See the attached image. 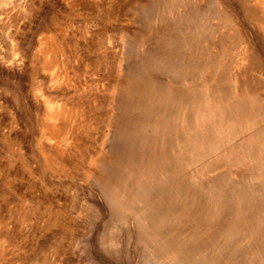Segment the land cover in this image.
Wrapping results in <instances>:
<instances>
[{"label":"rangeland","instance_id":"1","mask_svg":"<svg viewBox=\"0 0 264 264\" xmlns=\"http://www.w3.org/2000/svg\"><path fill=\"white\" fill-rule=\"evenodd\" d=\"M170 1L0 0V264H264V0Z\"/></svg>","mask_w":264,"mask_h":264},{"label":"bare ground","instance_id":"2","mask_svg":"<svg viewBox=\"0 0 264 264\" xmlns=\"http://www.w3.org/2000/svg\"><path fill=\"white\" fill-rule=\"evenodd\" d=\"M169 1H170V0H169ZM157 2H158V1H157ZM159 2H160V0H159ZM170 2H172V0H171ZM150 4H152V3H150ZM154 6H155V5H154ZM151 7H152V6H151ZM149 9H150V8H149ZM165 9H166V8H165ZM140 12H142V11H140ZM206 12H207V11H206ZM160 14H161V13H160ZM194 14H195V13H194ZM206 15H208V14H206ZM166 16H167V15H166ZM176 16H177V15H176ZM192 16H193V15H192ZM204 16H205V15H204ZM182 18H183V17H182ZM190 18H191V17H190ZM197 18H198V17H197ZM177 19H179V18H177ZM188 19H189V18H188ZM188 19H187L186 21H188ZM191 20H194V19L191 18ZM197 20H198V19H197ZM201 20H202V19H201ZM176 21H179V20H176ZM198 21H199V22L197 23V25L200 24V20H198ZM180 22H184V21H181V20H180V21L178 22V25H179ZM193 22H194V21H193ZM176 23H177V22H176ZM184 23H186V22H184ZM189 23H190V22H189ZM206 23H207V22H206ZM191 24H192V23H191ZM194 24H195V23H194ZM201 24H202V22H201ZM176 25H177V24H176ZM187 25H188V24H187ZM187 25H186V26H187ZM179 26H181V24H180ZM179 26H178V27H179ZM171 27H172V26H171ZM171 27H170V28H171ZM181 27H183V26H181ZM201 27H202V25H200V28H201ZM174 28H175V27H174ZM191 28H192V27H191ZM191 28H190V29H191ZM194 28H195V25H194ZM196 28H197V27H196ZM200 28H199V29H200ZM171 29H172V28H171ZM197 29H198V28H197ZM177 30H178V28H177ZM183 30H184V29H182V31H183ZM191 30L193 31L194 29H191ZM178 31H179V30H178ZM182 31H181V32H182ZM195 31H196V30H194V32H195ZM170 32H171V31H170ZM173 32L175 33L176 30L173 31ZM173 32H171V33H173ZM184 32H187V31H184ZM190 32H191V31H190ZM196 32H197V31H196ZM188 33H189V32H188ZM197 33H198V32H197ZM178 34H179V33H177L176 35H178ZM182 34H183V33H182ZM195 34H196V33H195ZM164 36H165V35H164ZM166 36H168L169 38H171L172 35H171V34H170V35L168 34V35H166ZM190 36H191V34L189 33V37H190ZM203 36H204V35H203ZM162 37H163V35H162ZM175 37H177V36H175ZM180 37H181V36H180ZM191 37H192V36H191ZM194 37H195V35H194ZM164 38H166V37H164ZM192 38H193V37H192ZM202 38H203V37H202ZM44 39H45V38H44ZM167 39H168V38H167ZM167 39H166L165 42H164V40H162V39H159V41L162 40V41H163L162 43H164V45H165V43L167 42ZM173 39H175V42H176V38H173V37H172V40H173ZM181 39H182V37H181ZM47 40H48V39H47ZM172 40H171V41L169 40L170 43L174 42V40H173V41H172ZM178 40H179V39H178ZM182 40H183V39H182ZM192 40L194 41V38H193ZM41 41H42V40H41ZM159 41H158V42H159ZM169 41H168V42H169ZM262 42H263V41H262ZM46 43H47V42H46ZM176 43H177V42H176ZM179 43H181V41H180ZM167 44H168V43H167ZM174 44H175V43H172V45L170 44V45L172 46V48L175 47ZM181 44H182V43H181ZM181 44H180V46H181ZM194 44H195V43H194ZM194 44H193V45H194ZM175 45H176V44H175ZM178 45H179V44H178ZM199 45H200V43H199ZM42 46H43V45H42ZM157 46H158V44H157ZM168 46H169V45H168ZM168 46H167V47H168ZM171 46H170V48H169V47H168V48L171 49ZM176 46H177V45H176ZM162 47H163V46H162ZM40 48H41V47H40ZM49 48H51V47H49ZM160 48H161V47H160ZM175 48H176V47H175ZM190 48H191V47H190ZM190 48H189V50H190ZM163 49H165V47H164ZM169 49H168V50H169ZM39 50H40V49H39ZM168 50L166 49V51H168ZM172 50H175V49H172ZM172 50H171V51H172ZM177 50H179V49H177ZM199 50H200V49H199ZM46 51H47V50H46ZM49 51H50V50H49ZM154 51H155V50H154ZM171 51H170V52H171ZM181 51H182V50H181ZM181 51H178V52H181ZM170 52H169V53H170ZM185 52H186V51H185ZM252 52H253V51H252ZM252 52H251V53H252ZM155 53H156V52H155ZM161 53H162V52H161ZM176 53H177V51H176ZM182 53H183V52H182ZM191 53H194V52L192 51ZM198 53H199V52H198ZM249 53H250V52H249ZM164 54H165V53H164ZM164 54H163V55H164ZM166 54H167V53H166ZM177 54H179V53H177ZM184 54H185V53H184ZM253 54H254V53H252V55H253ZM158 55H159V54H157V56H158ZM179 55H180V54H179ZM194 55H195V54H194ZM161 56H162V55H161ZM166 56H167V55H166ZM176 56H177V55H176ZM185 56H186V54H185ZM153 57H154V55H153ZM158 57H159V56H158ZM178 57H180V56H178ZM178 57H177V58H178ZM191 57H192V55H191ZM44 58H45V57H44ZM47 58H48V57H46L45 60H47ZM49 58H50V57H49ZM49 58H48V61L50 60ZM159 58L161 59V57H159ZM180 58H181V57H180ZM184 58H185V57H184ZM189 58H190V57H189ZM193 59L196 60L195 58H193ZM193 59H192V60H193ZM52 60H53V59H52ZM156 60H157V59H156ZM190 60H191V59H189L188 61H190ZM140 61H141V60H140ZM163 61H164V60H163ZM179 61H180V60H179ZM182 61H183V59H182ZM43 62H44V61H43ZM45 62H46V61H45ZM184 62H185V61H184ZM195 62H198V60L195 61ZM200 62H201V61H200ZM200 62H198V63H200ZM159 63H160V62H159ZM161 63H162V61H161ZM167 63H168V62L165 61V65H167ZM201 63H202V62H201ZM43 64H44V63H43ZM51 66H52V65H51ZM161 66H162V65H161ZM170 66H171V65H169V67H170ZM169 67H168V69H169ZM163 68H164V65H163ZM165 68H166V67H165ZM165 68H164V70H165ZM171 68H172V66H171ZM166 69H167V68H166ZM173 69L175 70V67L172 68V70H173ZM177 69H178V68H176V71H177ZM172 70H171V71H172ZM174 70H173V71H174ZM131 71H132V70H131ZM136 71H137V70H136ZM165 71H166V70H165ZM163 72H164V71H163ZM169 73H170V70H169ZM174 73H175V72H174ZM177 73H178V72H177ZM133 74H134V73H133ZM172 74H173V73H172ZM193 74H194V73H193ZM138 75H139V74H138ZM138 75L136 74L135 76H138ZM144 75H145V74H144ZM177 75H178V74H177ZM135 76H134V77H135ZM178 76H179V75H178ZM178 76H177V77H178ZM138 77H139V76H138ZM144 77H146V76H144ZM151 80H152V79H151ZM179 80H180V79H179ZM131 81H132V80H131ZM172 82H173V81H172ZM140 83H141V82H140ZM146 83H149V82H146ZM205 83H206V82H205ZM143 84H144V83L142 82V84H139V85L142 86ZM145 85H146V86L142 87V89H143L142 92L144 93L143 96H142V97H143L142 99H137V98H139L138 96H137V97H133V96H132L134 90H133V92L131 93L132 95H131L130 93L127 92L129 95H126V96L129 97V96L131 95L132 98H133V99H132V100H133L132 102H136V105L131 106L132 108L130 107V108L132 109V111H131L130 114H131V116H132V118H133V121L136 120V119H138L139 122H140V118H141L142 116H144V115L147 113V111L149 112V110H157V109H158V107L155 105V102L151 101L152 99L148 96V95L150 94L151 90H152L154 87L151 88V87H150L151 84H149V86H147V84H145ZM159 85H160V84H159ZM128 87H129V86H128ZM139 87H140V86H139ZM159 87H160V86H159ZM170 87H171V86H170ZM174 87H175V86H174ZM134 88H135V87H134ZM136 88H137V87H136ZM182 88H183V87H182ZM227 88H228V87H227ZM158 89H159V88H158ZM168 89H169V87H168ZM128 90H129V88H128ZM137 90H138V89H137ZM171 90H172V89L170 88V91H169V92H171ZM177 90H178V89H177ZM185 90H186V89H185ZM191 90H192V89H190L189 92H190ZM135 91H136V90H135ZM140 92H141V91H140ZM186 92H187V90H186L185 92L183 91V94L186 93ZM123 93H124V92H123ZM135 93H138V92H135ZM174 93H175V92H174ZM174 93H173V94H174ZM125 94H126V93H125ZM156 94H157V93H156ZM189 94H190V93H189ZM193 94H194V93H193ZM193 94H191L190 96L187 94V96H188V97H191V96L194 97V96H196V95H193ZM134 95L136 96L137 94H134ZM141 95H142V94H141ZM141 95H140V96H141ZM152 95H153V94H152ZM185 95H186V94H185ZM185 95H183V97H185V98H183V99H185V100L187 101L189 98L186 97ZM126 96H125V97H126ZM131 96H130V97H131ZM218 96H220V95H218ZM241 96H242V95H241ZM118 97H119V96H118ZM175 97H176V96H175ZM199 97H200V96H199ZM223 97H224V96H223ZM135 98H136V100L134 101ZM149 98H150V99H149ZM177 98H178V96H177ZM186 98H187V99H186ZM191 98H192V97H191ZM241 98H243V97H241ZM196 99H197V97L195 98V100H196ZM209 99H210V98H209ZM193 100H194V98H193ZM221 100H222V97H221ZM221 100H220V101H221ZM223 100H224V99H223ZM130 101H131V100H130ZM155 101H156V100H155ZM186 101H185V102H186ZM196 101H197V100H196ZM157 102H159V101L157 100ZM183 102H184V101H183ZM187 102H188V101H187ZM223 102H224V101H223ZM120 103H122V102H120ZM219 103H221V102H219ZM172 104H173V103H172ZM129 105H130V104H129ZM173 105H174V104H173ZM217 105H218V104H217ZM221 105H222V104H221ZM231 106H232V105H231ZM134 107L137 108L139 111L143 112L142 115H141V117H140V116L137 117V115H135V112H134V114H133V111H134L133 109H134ZM219 107H220V106H219ZM221 107H222V106H221ZM224 107H225V106H224ZM215 108H216V107H215ZM125 109H127V108H125ZM127 110L130 111L129 109H127ZM159 110H160V109H159ZM200 110H202V109H200ZM48 111H49V110H48ZM54 111H55V110H54ZM171 111H172V110H171ZM173 111H174V110H173ZM174 112H175V111H174ZM126 113H127V112H126ZM136 113H137V112H136ZM149 113H150V112H149ZM156 113H158V112H156ZM175 113H176V112H175ZM225 113H226V112H225ZM230 113H231V112H230ZM254 113H256V112H254ZM50 114H52V115H51V118H52L53 113H50ZM138 114H139V112H138ZM163 114H164V113H163ZM237 114H238V113H237ZM256 114H257V113H256ZM252 115H253V114H252ZM56 116H57V115H56ZM189 116H190V115H189ZM263 116H264V115H263ZM146 117H147V116H146ZM144 118H145V117H144ZM161 118H162V116H161ZM142 119H143V118H142ZM161 121H162V120H161ZM219 121H220V120H219ZM121 122H122V121H121ZM257 122H258V121H257ZM257 122H256V123H257ZM123 123H124V122H123ZM137 123H138V122H137ZM156 123H158V125H159V124H162L163 121H162V122H160V121H156ZM149 124H150V123H149ZM136 125H137V124H136ZM165 125H166V123H165ZM165 125H164V126H165ZM129 126H130V125H129ZM160 126H161V125H160ZM189 126H190V124H189ZM252 126H253V125H252ZM134 127H135V126H134ZM165 127H166V126H165ZM180 127H181V126H180ZM191 127H192V124H191ZM53 128H54V127H53ZM140 128H141V127H140ZM142 128H143V127H142ZM181 128H182V127H181ZM184 128H185V127H184ZM51 129H52V128H51ZM56 129H57V128H56ZM65 129H66V128H65ZM116 129H117V128H116ZM159 129H160V128H159ZM165 129H166V128H165ZM165 129H164V130H165ZM254 129H256V127H255ZM167 130H168V129H167ZM54 131H56V133H58L57 130H54ZM58 131H59V130H58ZM119 131H121V130H119ZM161 131H162V128H161ZM161 131H160L159 134H158V132L156 133L157 136H155L156 134H155V135L153 134V135L155 136V138H154L155 141H156V139H158V138H156V137H159V138H160V137L162 136L161 134L164 133V132H161ZM52 132H53V130H52ZM130 132H131V131H130ZM143 132H144V131H143ZM173 132H174V130H173ZM62 133H63V132H62ZM124 133H125V132H124ZM139 133H140V132H139ZM116 134H117V133H116ZM137 134H138V133H137ZM137 134H136V136H138ZM141 134H142V133H141ZM145 135H146V134H145ZM145 135H143V136H145ZM149 135H151V134H148V136H149ZM153 135H151L150 137H153ZM113 136H114V135H113ZM119 136H120V135H119ZM133 136H134V135H133ZM148 136H146V137H148ZM62 137H63V136H62ZM114 137H115V136H114ZM124 137H125V136H124ZM124 137H123V138H124ZM129 137H130V136H129ZM129 137L126 136L125 138H129ZM146 137H145V140H146V141H147V140H150V139H149L150 137H148V139H146ZM164 137H165V136H164ZM203 137H204V135H203ZM215 137H216V136H215ZM223 137H224V136H223ZM225 137H226V136H225ZM225 137H224V138H225ZM227 137H228V136H227ZM227 137H226L225 139L228 140ZM64 138H65V137H64ZM131 138H132V137H130V139H131ZM143 138H144V137H143ZM166 138H167V136H166ZM166 138H165V139H166ZM168 138H169V136H168ZM168 138H167V139H168ZM188 138H189V137H188ZM209 138L211 139L212 137H209ZM133 139H135V138H133ZM154 139L152 138L151 140H154ZM162 139H164V138H162ZM184 139H185V138H184ZM193 139H194V138H193ZM247 139H248V138H247ZM60 140H62V139H60ZM60 140H59V141H60ZM151 140H150V143L147 144V143H148V142H147V143L145 144V146H149L150 144L152 145L153 143H151V142H152ZM172 140L174 141V143L177 142V141H175L174 139H172ZM212 140H213V139H212ZM248 140H249V139H248ZM113 141H114V140H113ZM124 141H125V140H124ZM127 141H128V139H127ZM161 141H162V140H161ZM168 141L170 142V140H168ZM173 141H172V142H173ZM194 141H195V140H194ZM199 141H200V140H199ZM250 141H251V140H250ZM250 141L248 142L249 144H250ZM252 141H253V140H252ZM115 142H116V141H115ZM133 142H134V141H133ZM135 142H136V141H135ZM157 142H160V141H157ZM172 142H171V143H172ZM197 142H198V141H197ZM205 142H206V141H205ZM228 142H230V140H229ZM129 143H130V144H129ZM129 143H128L129 146H130L131 144H133V143H131L130 141H129ZM171 143H170V145H171ZM183 143H184V142H183ZM185 143H186L185 147H187L188 144H187V142H185ZM185 143H184V144H185ZM201 143H202V142H201ZM207 143H211V142H208V141H207ZM230 143H231V142H230ZM192 144H194V143H192ZM204 144H205V143H204ZM212 144H214V143H212ZM225 144L227 145V143H225ZM115 145H116V144H115ZM160 145H161V144H160ZM210 145H211V144H210ZM219 145H220V143H219L218 146H217L218 149H219V147H221V146H219ZM223 145H224V144H223ZM228 145H229V144H228ZM247 145H248V144H247ZM122 146H123V145H122ZM131 146L133 147V145H131ZM131 146H130V147H131ZM153 146H154V145H153ZM168 146H169V145H168ZM176 146H177V144H176ZM176 146H175V147H176ZM206 146H207V145H205V147H206ZM212 146H214V145H212ZM251 146H252V145H251ZM132 147H131V148H132ZM183 147H184V146H183ZM194 147H195V146H194ZM224 147H225V146H224ZM104 148H105V147H104ZM117 148H118V147H117ZM126 148L129 150V147H126ZM131 148H130V149H131ZM152 148H153V147H152ZM164 148H165V147H164ZM172 148H173V147H172ZM176 148H178V147H176ZM176 148H175V149H176ZM196 148L198 149V147H196ZM140 149H141V148H140ZM145 149H146V147H145ZM145 149H144V151H145ZM173 149H174V148H173ZM190 149H191V148H190ZM218 149H217V150H218ZM222 149H224V148H223V147L221 148V153H223V150H222ZM227 149H228V148H227ZM227 149H226V151H228ZM132 150H133V148H132ZM132 150H131V151H132ZM152 150H153V149H152ZM192 150H193V149H192ZM208 150H209V149H208ZM208 150H206V151H208ZM215 150H216V149H215ZM219 150H220V149H219ZM118 151H119V150H118ZM131 151H130V152H131ZM139 151H140V150H139ZM139 151H138V152H139ZM147 151H148V150H147ZM150 151H151V150H150ZM150 151H149V152H150ZM178 151H179V149H178ZM200 151H201V150H200ZM209 151H210V150H209ZM213 151H214V150H213ZM136 152H137V151H136ZM141 152H142V151H141ZM151 152H152V151H151ZM166 152H167V151H166ZM172 152H173V151H172ZM191 152H193V151H191ZM211 152H212V150H211ZM211 152H210V153H211ZM218 152H219V151H218ZM145 153H146V152H145ZM147 153H148V152H147ZM179 153H180V151H179ZM200 153H202V151H201ZM129 154H131V153H129ZM129 154H128V155H129ZM159 154H160V153H159ZM165 154H166V153L162 152V155L160 156V159H163L162 157L165 156ZM170 154H171V153H170ZM176 154H177V153H176ZM211 154H212V153H211ZM213 154H214V153H213ZM218 154H219V153H218ZM240 154H241V153H240ZM119 155H120V154H119ZM123 155H124V154H123ZM131 155H132V154H131ZM146 155H147V154H145V156H146ZM149 155H150V154H149ZM156 155H157V154H156ZM167 155H168V154H167ZM179 155H180V154H179ZM183 155H185V153H184ZM216 155H217V154H216ZM147 156H148V155H147ZM185 156H186V155H185ZM188 156H190V155H188ZM117 157H118V156H117ZM121 157H122V156H121ZM131 157H132V156H131ZM140 157H141V156H140ZM148 157H149V156H148ZM180 157H181V156H180ZM199 157H200V155H198L197 159H198ZM202 157H203V156H202ZM127 158H130V157H127ZM137 158H138V156H137ZM143 158H144V157H143ZM151 158H152V155H151ZM112 159H113V158H112ZM114 159H115V158H114ZM141 159H142V157H141ZM152 159H153V158H152ZM179 159H180V158H179ZM182 159H184V157H183ZM182 159H181V160H182ZM185 159H186V158H185ZM199 159H200V158H199ZM120 160H121V158H120ZM120 160H119V161H120ZM125 160H126V159H125ZM128 160H129V159H128ZM131 160H132V159H131ZM131 160L128 161V162H130V163H134L133 161L131 162ZM119 161H118V162H119ZM122 161H123V160H122ZM122 161H121V162H122ZM160 161H161V160H160ZM172 161H173V160H172ZM177 161H178V163H179L180 160L177 159L176 161L174 160V161L172 162V163L174 164V166L177 164ZM184 161H185V160H184ZM184 161H183V162H184ZM190 161H191V160H190ZM195 161H196V159H195ZM126 162H127V161H126ZM136 162H137V161H135V163H136ZM139 162H140V161H139ZM186 162H187V159H186ZM198 162H199V161H198ZM252 162H253V161H252ZM263 162H264V160H263ZM101 163H102V162H101ZM130 163H127V164L131 165ZM159 163H161V162H159ZM166 163H167V162H166ZM170 163H171V162H170ZM170 163H169V164H170ZM103 164H105V163H103ZM119 164H120V163H119ZM156 164H157V163H156ZM156 164H155V165H156ZM173 164H171V165H168V164H167V165L170 167L171 172H173V170L176 169V168L179 169L178 165H176L177 167H174ZM188 164H190V162H188ZM194 164H197V161L194 162ZM198 164H199V163H198ZM96 165H97V164H96ZM105 165H106V164H105ZM132 165H133V164H132ZM132 165H131V166H132ZM136 165H137V164H136ZM136 165H135V166H136ZM167 165L165 164V166H167ZM152 166H153V165H152ZM183 166H184V165H183ZM195 166H196V165H195ZM126 167H128V165H127ZM132 167H134V166H132ZM163 167H164V166H163ZM163 167H162L163 172H165V170L168 171L167 169H165L166 167H165V168H163ZM129 168H130V167H129ZM134 168L136 169V167H134ZM144 168H146V167L144 166ZM147 168H149V167L147 166ZM167 168H168V167H167ZM173 168H174V169H173ZM92 169H93V168H92ZM156 169H157V168H155L154 171H155ZM164 169H165V170H164ZM168 169H169V168H168ZM172 169H173V170H172ZM177 169L174 170V174H176L175 171L177 172ZM95 170H96V169H95ZM116 170H117V169H116ZM130 170H132V169H130ZM142 170H144V169H142ZM132 171H133V170H132ZM154 171H153V172H154ZM179 171H180V170H179ZM179 171H178V173H179ZM113 172H114V171H113ZM134 172H135V170H134ZM136 172H137V171H136ZM136 172H135V173H136ZM146 172H147V171H146ZM149 172H151V171H149ZM149 172H147V173L149 174ZM182 172H183V171H182ZM132 173H133V172H132ZM155 173H157V175H158L160 172H159L158 170H156ZM161 173H162V172H161ZM178 173H177V174H178ZM113 174H114V173H113ZM139 174H140V173H139ZM142 174H143V173H142ZM151 174H152V173H150L149 175L152 176L154 173H153L152 175H151ZM163 174H164V173H163ZM166 174H168V173H166ZM166 174H164V175H166ZM169 174H170V171H169ZM179 174H181V172H180ZM114 175H115V174H114ZM130 175H131V174H129V176H130ZM134 175H135V174H134ZM134 175H133V176H134ZM155 175H156V174H155ZM171 175H172V174H171ZM171 175H167V177H168V176H171ZM123 176H124V175H123ZM123 176H122V177H123ZM135 176H136V175H135ZM146 176H148V175H146ZM172 176L174 177V175H172ZM98 177H99V176H98ZM116 177H117V176H116ZM120 177H121V176H120ZM130 177L132 178V175H131ZM148 177H149V176H148ZM160 177H161V176L159 175L157 179L160 180V179H161ZM163 177H164V178H162V179H164V180H165V178H167L166 176H163ZM125 178H126V177H125ZM159 178H160V179H159ZM168 178H169V177H168ZM170 178L173 179L172 177H170ZM174 178H175V177H174ZM180 178H181V177H180ZM153 179H154V178H153ZM171 179H170V180H171ZM225 179H226V178H225ZM129 180H130V178H129ZM170 180H169V181H170ZM178 181H179V180H178ZM102 182H104V181H102ZM121 182H122V181H121ZM156 182H157V181H156ZM156 182H155V183H156ZM235 182H236V181H235ZM235 182H234V183H235ZM113 183H114V181H113ZM122 183H123V182H122ZM126 183H127V182H126ZM148 183H150L149 180H148L147 182H144L142 185L147 186ZM161 183H162V182H161ZM161 183H160V184H161ZM164 183H166V182H164ZM129 184H130V183H129ZM150 184H152V181H151ZM103 185H104V184H103ZM124 185H125V184H124ZM166 185H167V184H166ZM184 185H185V184H184ZM106 186H107V184H106ZM156 186H157V184H156ZM156 186H155V188H156ZM161 186H163V185H161ZM181 186H183V185H181ZM229 186H230V185H229ZM231 186H232V184H231ZM129 187H130V186H129ZM132 187H133V186H132ZM159 187H160V186H159ZM173 187H175V186H173ZM99 188H100V187H99ZM107 188H108V187H107ZM139 188L141 189L142 187L140 186ZM151 188H152V187H151ZM160 188H161V187H160ZM162 188H163V187H162ZM170 188H171V186H170ZM213 188H214V187H213ZM225 188H226V187H225ZM229 188H230V187H229ZM231 188H232V187H231ZM256 188H257V187H256ZM120 189H121V188H120ZM123 189H124V188H123ZM148 189H149V188H148ZM173 189H174V188H173ZM245 189H246V188H245ZM150 190H151V191H150ZM158 190H159V189H158ZM163 190H164V189H163ZM163 190H161V189L159 190V192L161 191L162 193H160V197H157V198H156V199L158 200L159 204H160V203L164 204V203H165L164 201H166V200H165V193H164ZM174 190H175V189H174ZM230 190H232V189H230ZM234 190H235V189H234ZM246 190H248V189H246ZM256 190H257V189H256ZM127 191H128V190H127ZM137 191H138V190H136V192H137ZM106 192H107V191H106ZM110 192H111V191H110ZM140 192H141V190H140ZM142 192H143V190H142ZM148 192L151 193V192H152V189H149ZM168 192H169V191H168ZM171 192H172V191H171ZM177 192H180V191L177 190ZM177 192H176V193L174 192L175 194L171 193V194H173V195H172V198H173V196H175V195L178 194ZM182 192H183V191H182ZM232 192H233V191H232ZM242 192H243V191H242ZM134 193H135V192H134ZM143 193H145V191H144ZM146 193H147V192H146ZM150 193H149V194H150ZM169 193H170V192H169ZM180 193H181V192H180ZM233 193H234V192H233ZM105 194H106V193H105ZM149 194L147 193V196H148ZM151 194H152V193H151ZM155 194H156V193H155ZM186 194H187V193H186ZM235 194H236V193H235ZM238 194H239V193H238ZM243 194H244V193H243ZM114 195H115V194H114ZM156 195H157V194H156ZM167 195H168V193H167ZM178 195H179V194H178ZM116 196H117V195H116ZM143 196H144V194H143ZM147 196H146V197H147ZM149 196H151V195H149ZM179 196H181V194H180ZM107 197H108V196H107ZM110 197H111V196H110ZM138 197H139V196H138ZM140 197H142V196L140 195ZM155 197H156V196H155ZM155 197L153 196L154 200H155ZM175 197H176V196H175ZM175 197H174V199H175ZM104 198H105V197H103L102 199H104ZM148 198H149V197H148ZM150 198H151V197H150ZM158 198H159V199H158ZM138 199H139V198H138ZM112 200H113V199H112ZM126 200H127V199H126ZM150 200H151V199H150ZM157 200H156V201H157ZM163 200H164V201H163ZM177 200H178V199H177ZM107 201H108V200H107ZM129 201H130V200H129ZM132 201H133V200H132ZM132 201H131V202H132ZM138 201H139V200H138ZM147 201H148V200H147ZM170 201H172V199H171ZM103 202H104V201H103ZM109 202H110V201H109ZM133 202H135V201H133ZM145 202H146V201H145ZM111 203H112V202H111ZM146 203H147V202H146ZM146 203H144V204H146ZM148 203H149V202H148ZM167 203H168V202H167ZM167 203H165V204H167ZM114 204H115V203H114ZM149 204H150V203H149ZM115 205H116V204H115ZM124 205H125V204H124ZM126 205H127V204H126ZM134 205H135V204H134ZM167 205L169 206V204H167ZM158 206H159V205H158ZM158 206H157V207H158ZM164 206H165V205H164ZM109 207H110V206H109ZM149 207H150V206H149ZM149 207H148V205L146 206V210H145L146 212H147V209H148ZM144 208H145V207H144ZM159 208H160V207H159ZM168 208H169V207H168ZM172 208H173V207H172ZM114 209H115V208H114ZM152 209H153V208H152ZM165 209H166V207H165ZM124 210H125V209H124ZM150 211H152L151 208H150ZM148 212H149V211H148ZM148 212H147V213H148ZM154 212H155V210H154ZM166 212H168V211H166ZM117 213H119V212H117ZM158 213L160 214V212H158ZM158 213H157V214H158ZM162 213H163V212H162ZM162 213H161V215H162ZM164 213H165V212H164ZM176 213H177V212H176ZM152 214H153V216L156 215V214H154V213H152ZM170 214H171L170 217H172V212H171ZM161 215H159V217L157 216V220H156L157 222L155 221V222H153L152 224H150V225H153V224L156 223V224H155V228H156V231H157V232H159L160 229H162L161 226H163V225H164L163 223H165V222H163V218L160 217ZM165 215H166V213H165ZM178 215H179V214H177L176 216H178ZM142 216H143V215H142ZM149 216H150V215H149ZM162 216H164V215H162ZM173 216H174V215H173ZM176 216H175V217H176ZM154 217H155V216H154ZM146 218H147V217H146ZM166 218H167V220L169 219V217H166ZM176 218H177V217H176ZM176 218H175V219H176ZM172 219H174V218H172ZM172 219H171L170 221H172ZM175 219H174V220H175ZM150 220H152V218H151ZM153 220H154V218H153ZM153 220H152V221H153ZM165 220H166V219H165ZM176 221H177V220H176ZM176 221H175V222H176ZM150 225H149V226H150ZM166 226H167V225H166ZM147 227H148V226H147ZM150 227H151V226H150ZM152 227H154V225H153ZM242 227H243V226H242ZM155 228H154V229H155ZM144 229H145V228H144ZM152 229H153V228H151V230H152ZM169 230H170V229H169ZM173 230H174V228H173ZM138 231H139V230H138ZM160 233H161V232H160ZM177 233H178V232H177ZM119 234H120V233H119ZM152 234H153V233H152ZM176 235H177V234H176ZM178 236H179V235H177V237H178ZM169 238H170V236H169ZM178 238H179V237H178ZM161 239H163V238L160 237V240H161ZM164 239H165V241H166L167 236H166V238H164ZM164 239H163V240H164ZM175 240H176V242L178 243L179 239H178V240L175 239ZM167 241H168V240H167ZM169 241H170V240H169ZM162 242H163V241H162ZM173 242H174V241H173ZM168 243H169V242H168ZM159 244H160V243H159ZM161 244H162V243H161ZM179 244H180V243H178L177 245L179 246ZM181 244H182V243H181ZM183 244H184V243H183ZM173 245H174V244H173ZM177 245H176V246H177ZM184 245H185V244H184ZM163 246H164V245H163ZM176 246H175V247H172L171 249H175V248L178 247V246H177V247H176ZM240 246H241V245H240ZM158 247H159V246H158ZM166 247H167V246H166ZM178 248H179V247H178ZM178 248H177V249H178ZM181 248H182V247H181ZM181 248H180V249H181ZM242 248H243V247H242ZM242 248H241V249H242ZM164 249H165V247H164ZM166 249H167V248H166ZM171 249L168 250V251H170V252H172V251L174 252V251H175V250H172V251H171ZM182 249H184V248H182ZM182 249H181V250H182ZM186 249H187V248H186ZM190 249H191V248H190ZM233 249H234V248H233ZM156 250H157V249H156ZM178 250H179V249H178ZM212 250H213V249H212ZM242 250H244V249H242ZM112 251H113V250H112ZM159 251H160V250H159ZM183 251H185V250H182V252H183ZM164 252H165V251H164ZM164 252L162 251V253H164ZM166 252H167V251H166ZM166 252H165V253H166ZM177 252H180V251H177ZM185 252H186V251H185ZM193 252H194V251H193ZM231 252H232V251H231ZM159 253H161V251H160ZM175 253H176V252H175ZM221 253H222V252H221ZM245 253H246V252H245ZM169 254H170V253H169ZM199 254H200V253H199ZM215 254H216V253H215ZM194 255H195V254H194ZM167 256H169V255H166V257H167ZM170 256H171V255H170ZM175 256H176V255H175ZM182 256H183V255H182ZM233 256H234V255H233ZM172 257H173V256H172ZM172 257H171V258H172ZM180 257H181V255H180ZM180 257H179V258H180ZM185 257H188V256H187V255H184V258H185ZM198 257H199V256H198ZM181 258H182V257H181ZM189 258H192V257H189ZM205 258H206V257H205ZM235 258H236V257H235ZM186 260H188V259H186ZM190 260H191V259H190ZM220 260H222V259H220ZM222 263H223V262H222Z\"/></svg>","mask_w":264,"mask_h":264}]
</instances>
